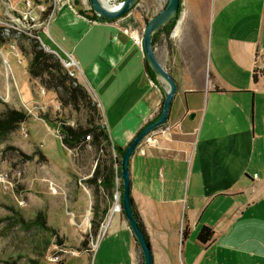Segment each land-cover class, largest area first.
<instances>
[{
	"label": "crops",
	"instance_id": "0c3cea01",
	"mask_svg": "<svg viewBox=\"0 0 264 264\" xmlns=\"http://www.w3.org/2000/svg\"><path fill=\"white\" fill-rule=\"evenodd\" d=\"M54 7L40 40L61 59L77 61L80 80L106 115L116 156L113 145L126 148L158 118L165 98L147 72L143 45L131 35L139 28L132 12L103 20L84 0ZM183 22L175 34L186 30ZM203 51V59L185 68H167L178 91L168 122L130 158L133 208L154 264H264V0H209ZM79 170L77 183L88 178ZM101 179L97 192L85 188L87 206L72 190L70 200L85 231L95 217L103 221L111 214L108 230L96 247L76 248L63 264H141L143 253L123 208L111 212L115 179L111 191ZM51 180L71 189L68 175ZM121 182L122 176V195ZM204 225L214 230L208 242L199 239Z\"/></svg>",
	"mask_w": 264,
	"mask_h": 264
},
{
	"label": "rangeland",
	"instance_id": "374dc122",
	"mask_svg": "<svg viewBox=\"0 0 264 264\" xmlns=\"http://www.w3.org/2000/svg\"><path fill=\"white\" fill-rule=\"evenodd\" d=\"M55 1L0 0V112L8 105L17 109L21 107L28 114L17 129L0 141V172H8L18 183L15 189L0 190V264H55L81 247L85 239L88 241L87 234H91V230H84L80 217L73 211L71 190L81 206H87L89 196L86 189L94 192L96 188L89 178L93 177L98 163L103 168L113 158L110 145L104 150L86 142L73 150L65 146L57 132L61 130L58 123L85 126V112L62 107L56 93L42 87L38 80H32L29 74L32 58L30 39L46 25L44 18ZM84 1L90 5L89 0ZM183 1V14L185 8L191 12L184 22L185 15H182L179 27L183 22L191 29L186 32V27L181 34H177L179 30L175 34L173 26L171 32L163 35L155 45L156 53L171 70L185 68L193 59L204 57L209 0ZM167 3L168 0H140L128 12H132L130 17L139 28L142 40L147 19ZM41 38L48 43L43 32ZM42 46L49 51L43 43ZM68 70L85 85L75 68ZM93 99L97 101L94 96ZM97 107L102 117L91 111V118L96 119V125H106V115L99 104ZM24 129L28 136L24 135ZM15 147L31 156H22ZM37 149L47 161L40 162L39 157L33 154ZM78 169L88 177L78 182L83 186L76 180ZM59 173L70 177L71 189L52 184V176ZM20 199H25L26 203L21 205ZM39 211L46 215L47 224L55 231L31 224Z\"/></svg>",
	"mask_w": 264,
	"mask_h": 264
},
{
	"label": "trees",
	"instance_id": "16d2710c",
	"mask_svg": "<svg viewBox=\"0 0 264 264\" xmlns=\"http://www.w3.org/2000/svg\"><path fill=\"white\" fill-rule=\"evenodd\" d=\"M77 1L78 0H76V2ZM50 9L51 7L48 8L47 14ZM91 10L95 18H99V16L94 12L92 6ZM128 12L124 13L122 16L126 15ZM174 25L175 23H168L162 26L154 35V45H157L163 35L167 36L171 32V29ZM30 40H32V43L29 52H31L32 58L29 62L28 70L31 79L35 81L38 80L42 87L53 90L56 93L57 99L62 107H71L75 111L85 112V126L78 124L76 127H74V125H69L66 123L60 124L61 138L64 145L71 150L77 147L80 148V144L82 142H86L88 145H93L95 148H98L100 150H104L109 145L112 148V141L106 125H96V119L91 118V111L93 113H96V115L100 118L102 116L97 107L98 102L93 99L90 90L69 72L62 59L56 53L44 49L41 40L37 36L31 37ZM145 65L150 77L157 82L158 80L156 78V75L150 67L146 58ZM261 74L264 76V68L261 69ZM256 78L257 73L255 74V79ZM27 117L28 114L22 108L17 109L15 107L6 105L5 109L0 112V141L8 133L17 129L20 124L27 119ZM87 135H91L90 139L91 137L92 139H87ZM113 147L116 156H114V151L112 150L113 158L111 157L109 165H105L102 168V165L98 163L94 170L93 177L89 178V181L92 183V185L96 187L94 192H97V190H99V178H102V184L104 185L106 190L109 189L111 191V189L115 186L114 177L116 175V162L119 166L118 173L121 176V159L126 149L123 147H118L116 145H113ZM15 149H17L19 153L24 157L31 156L24 153L19 147H15ZM33 154L39 157L40 162L47 161L46 156L40 150H35ZM120 187L123 188V182H121ZM122 196L123 194L121 195V198ZM131 203L133 205L132 197ZM135 213L148 239L144 225L141 222L138 213L136 211ZM30 222L32 225L35 223L36 225L44 229H48L51 232L55 231L53 227L47 224L46 215L42 211H39L37 213V216ZM101 223L102 217H95L92 220L90 231L91 234H87L88 241L87 239H85L82 242L81 249L89 247L90 240L92 237H95L98 234ZM213 234L214 230L212 229V227L204 225L200 230L199 239L202 242H208L212 238ZM64 260L65 257L58 260L55 264H63ZM141 264H143V262Z\"/></svg>",
	"mask_w": 264,
	"mask_h": 264
},
{
	"label": "water",
	"instance_id": "95a60500",
	"mask_svg": "<svg viewBox=\"0 0 264 264\" xmlns=\"http://www.w3.org/2000/svg\"><path fill=\"white\" fill-rule=\"evenodd\" d=\"M138 1L139 0H123L118 8L113 9L104 4L101 0H89L94 12L103 20H113L122 16L124 13L130 11ZM183 6V0H168L167 5L147 21L143 34V49L150 67L154 71L159 84H161L163 88L165 98L158 118L148 123L133 138L125 148L126 151L121 159V176L124 187L122 208L129 221L132 232L140 244L143 253V264H154V257L150 243L139 223L138 217L131 203L132 180L130 158L145 135L168 122L172 101L178 91V83L173 74L159 61L154 45V35L162 26L168 23H175L174 29H176L183 13Z\"/></svg>",
	"mask_w": 264,
	"mask_h": 264
},
{
	"label": "built area",
	"instance_id": "2783aa9c",
	"mask_svg": "<svg viewBox=\"0 0 264 264\" xmlns=\"http://www.w3.org/2000/svg\"><path fill=\"white\" fill-rule=\"evenodd\" d=\"M101 1L104 4H106L107 6H109L110 8L115 9V8H118L121 5L123 0H101ZM59 2H61V3L66 2V3L71 5L72 0H56L55 1V5H57ZM55 8L56 7H54V6L51 7V9L49 10L47 16H45L44 19H46L47 22L52 17V15L54 14ZM0 20H1V16H0ZM126 31H128V29H126ZM132 34H134V37L143 45V40L140 37L139 31H138V33H135L134 30H132L131 31V35ZM33 36H37L40 39L38 33H36V34L34 33ZM62 61H63L64 65L66 67H68V68H76L77 67V61L72 56H70L68 59H62ZM43 91H45V90L43 89ZM59 127H60V123H59ZM57 132H58V135L61 137V130L59 129ZM153 132H159V131H157V129L153 130V131H151V134ZM24 135L28 136V131H26V129H24ZM147 135H145L146 138L149 137ZM90 136L91 135H87L86 138L90 139ZM118 168H119V166L116 163L115 164L116 175L114 177L115 182H116V187L114 188V192H113L114 203H113V207L111 208V212L112 213L114 211H120L122 209V205H121V191L119 189L120 175L118 173ZM17 186H18L17 181L15 179H12L9 176L8 172H0V190H2V189L3 190H7V189H10V188L15 189ZM19 203L21 205H24L26 203V200L25 199H20ZM110 216H111V214L107 215V217L102 221V223L100 225L98 234L95 237L91 238V240H90L91 247H93V248L96 247L100 237L103 236L107 232L109 224H110ZM72 252H74V251H72Z\"/></svg>",
	"mask_w": 264,
	"mask_h": 264
},
{
	"label": "flooded vegetation",
	"instance_id": "af4514ba",
	"mask_svg": "<svg viewBox=\"0 0 264 264\" xmlns=\"http://www.w3.org/2000/svg\"><path fill=\"white\" fill-rule=\"evenodd\" d=\"M131 10V9H130Z\"/></svg>",
	"mask_w": 264,
	"mask_h": 264
}]
</instances>
